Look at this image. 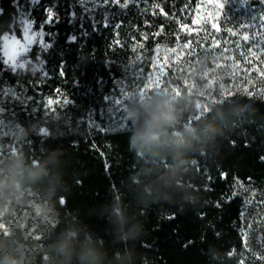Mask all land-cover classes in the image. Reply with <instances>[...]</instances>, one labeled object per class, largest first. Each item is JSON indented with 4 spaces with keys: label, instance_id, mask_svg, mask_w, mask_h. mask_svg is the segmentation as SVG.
I'll return each mask as SVG.
<instances>
[{
    "label": "trees",
    "instance_id": "1",
    "mask_svg": "<svg viewBox=\"0 0 264 264\" xmlns=\"http://www.w3.org/2000/svg\"><path fill=\"white\" fill-rule=\"evenodd\" d=\"M200 1L98 6L90 16L101 20L106 14L109 27L98 25L82 36L80 16L68 22L72 0H53L61 19L45 28L54 42L44 56L46 81L0 64V89H15L32 102L24 109L16 105L10 125L0 129V256H25L27 264H82L57 251L61 237L75 232L77 248L94 250L96 264H233L232 256L243 250V199L208 151L216 142L264 151V129L256 119L264 112V94L219 96L196 117L192 108L183 110L178 124H167L158 140L143 147L132 140L148 114L137 105L129 119L111 110L141 53L188 42L177 20L191 28ZM43 2L47 7L49 0ZM35 8L38 25L43 14ZM0 9V24L14 27L13 0H0ZM117 22L122 27L114 31ZM71 34L79 36L76 43L66 42ZM36 54L33 47L32 61ZM55 92L68 94L75 118L93 115L102 131L70 133L32 111Z\"/></svg>",
    "mask_w": 264,
    "mask_h": 264
},
{
    "label": "rangeland",
    "instance_id": "2",
    "mask_svg": "<svg viewBox=\"0 0 264 264\" xmlns=\"http://www.w3.org/2000/svg\"><path fill=\"white\" fill-rule=\"evenodd\" d=\"M28 0H23L22 5L26 6ZM72 10L78 14L84 13L85 16H90L94 11L86 13V8H93L91 2L86 6H81L78 0H72ZM200 8L195 11L194 20L191 32H187L188 42H191V48L196 50V55L203 57L201 45L204 48H209L215 37L221 41V47L229 48L227 55L234 57V60L240 61L234 69H228L227 66L233 63V60H224L221 58L217 61L221 67H215L211 59L201 65H197L193 70L188 64L189 60H194L195 56L187 55L190 49H183L174 46H161L157 51V46L151 50H146L145 54L141 53L138 60L132 66L128 77L125 78L123 84L118 89V94L112 101V112L120 113L126 116V119L132 117L131 106H139L146 114L156 108L157 105H162L168 125H176L179 123L181 111L192 108L193 117L200 116L206 112L204 107L210 109L218 102L219 96H230L235 92H241L251 95L262 96L264 94V76L259 75L257 69H264V64L260 63L254 57L248 55V49L252 47L256 41L250 40L245 42L241 39L243 32L255 31V28H239L238 25L254 24L259 27V17L264 15V0H249L244 3L243 0H228L223 9L222 16L218 18L217 23L222 28L237 29L238 34L233 36L227 31L216 33L211 28V19L209 14L215 11L210 0H201ZM205 19L208 23L205 24ZM19 35L18 25L13 27ZM223 41H229L228 44H223ZM240 42V48H236L235 42ZM182 46V45H180ZM36 49V56H39V61H32L31 69L17 70L14 74H29L37 80L44 83L48 77L47 69L45 68L46 60L44 58L47 52L41 53V50ZM264 47V45H258ZM175 48L176 51H168L167 49ZM220 48H211L208 55L219 54ZM243 51L248 56L247 62L239 56V52ZM155 57V60L153 59ZM30 60L31 58L28 57ZM264 59V58H262ZM5 66V65H4ZM213 69L208 72L207 77L203 79L201 75L206 69ZM7 70L13 73L7 66ZM142 69V73L139 70ZM129 71V70H127ZM157 72H161L159 77L161 88L169 87L165 90L149 91L144 97L139 95H130L123 105H117L116 100L122 99V90L136 88L142 85L149 74L155 77ZM133 73L140 76L135 78ZM217 77V79H213ZM175 87L176 89H171ZM3 90H13L16 97L12 95H3ZM52 100L51 104L47 102ZM67 99L71 101L68 94L63 92H55L48 95L39 105L34 104L33 112L38 110L42 113L45 119L58 120L59 124L65 126V130L70 133L92 134L102 131L101 123L93 115H83L74 117L71 113L72 102L64 104ZM31 99H27L24 93H20L15 89L3 87L0 89V107H4L6 111L0 116L3 120L1 128H7L10 125L8 121L11 114H15V106H20L22 109L28 103H32ZM261 127L264 129V112L257 114ZM41 133V132H40ZM209 155L217 162L223 177H231L235 182L236 194L243 199L242 212V228L241 238L243 242V250L239 255H233V264H264V260L258 257L264 256V151H255L248 147L237 148L232 144L216 142L213 143L208 151Z\"/></svg>",
    "mask_w": 264,
    "mask_h": 264
},
{
    "label": "snow or ice",
    "instance_id": "3",
    "mask_svg": "<svg viewBox=\"0 0 264 264\" xmlns=\"http://www.w3.org/2000/svg\"><path fill=\"white\" fill-rule=\"evenodd\" d=\"M91 2L93 4V8H86V13H90L94 11L95 6H101V7H107L109 4H112L114 6H118L120 9H128L130 5L139 6L138 0H78V3L81 6H86L87 3ZM213 8L215 9L214 12L209 14L211 19V28L216 32L219 33L220 31H227L231 35L235 36L238 34L237 29L239 28H255V31L252 32H243L241 35V39L245 42H248L250 40L256 41V43L250 47L248 51V55L251 57L256 58L260 61V63L264 64V47H258V45H264V15H261L259 17V27H257L254 24H244V25H238L237 29L232 28H222L221 25L217 23L218 18L222 16V12L224 7L226 6V3L228 0H210ZM244 3H248L249 0H243ZM145 3H147V0H145ZM40 6V11L43 14V19L39 22L37 25V21L35 17L33 16V12L36 11L35 6ZM13 6L15 9H17V17L14 18L16 24L18 25V31L19 35H17V30H15L12 26L6 25V24H0V64H3L7 66L13 73L17 72V70H24V69H31L32 71H36L35 68H32V60H30L29 53H32L33 47L36 46L41 50V53L47 52L48 50H51L54 48V42L50 39L53 36V33L51 31H45L46 26L53 25V23H59L60 22V13L58 11H55L57 5L53 2V0H49V4L47 7H44L43 0H28L27 5L24 6L21 4L20 0H13ZM154 8H159L161 14L167 16L168 13L164 11L163 8H160L159 4H153ZM188 5H185V8H187ZM200 8V5L197 4L196 9H192L193 12L197 11ZM183 11V10H182ZM3 13V9H0V14ZM70 19L69 23H72L73 20L79 15L80 16V35L87 36L89 33V29L91 31H97L98 25L102 27H109V20L107 15L105 14L104 17L101 20H97L94 16L88 17V27H85L84 19L85 14L81 13L78 14L75 11H70L66 13ZM177 23L180 25V29L182 31L191 32L192 29L189 28L187 25L181 23V21L178 19ZM193 24L197 23V20L192 21ZM205 24L208 23V19H205ZM120 27H122V22H117L113 25L114 31L118 30ZM162 30V29H161ZM117 36L119 35L118 32H116ZM160 33H154V35L158 36ZM45 37H48L49 39L46 40ZM144 39H147V36H143ZM79 39V36L77 34H71L66 37V42L76 43ZM177 41H179V35L176 37ZM116 43H119V41H116ZM229 41H223V44H228ZM236 48H240V42L236 41ZM122 46V45H121ZM140 47H143V44L140 45ZM159 45L157 46V51L159 50ZM177 47H181L183 49H190L187 53L189 57L195 56L194 60H189L188 64L191 66V70H193L197 65H201L202 63L206 62L208 59H211L215 67H221L220 64L217 63L218 60L223 58L224 60H233V63L228 65V69H234L237 64L240 63V61L234 60V57L231 55H227L229 52V48L227 47H221V41L216 39L215 37L212 40L211 45L209 48H204L203 45H201L202 51L204 53L203 57L196 55V50L191 48V42H186L182 46L177 44ZM211 48H220V53L212 55L209 57L208 53L211 50ZM168 51H176L175 48L167 49ZM133 51H135V48H133ZM239 56L244 59V62H247L248 56L245 55L243 51L239 52ZM35 59L39 61L40 57L35 56ZM155 60V57L153 58ZM63 62L61 61L58 65V71L60 75H63V68H62ZM213 69H210L207 67L206 71L202 73L201 78L203 79L205 76L207 77L208 72L212 71ZM140 73H142V69L139 70ZM259 75L264 76V69H257ZM134 77L139 79L140 76H138L136 73H133ZM161 76V72H157L155 74V77L151 74H149L145 80V82L142 85H139L136 88L132 89H124L122 90V99L116 100L115 103L117 105H123V103L126 101V99L130 95H139L141 97H144L146 94L149 93V91H157V90H165L169 89V87L161 88V81L159 77ZM213 79H217V77H213ZM171 89H176L175 87H172ZM252 93H249L251 95ZM3 95H12L13 97L19 99V97H16V94L13 90H3ZM48 104L52 103V100L49 99L47 102ZM64 104L71 103V101L65 99L63 101ZM209 109L207 107H204L203 111L207 112ZM6 111L4 107H0V116ZM3 124V120L0 119V125ZM41 134L44 136H48V130L47 129H40ZM65 203V200H61V204L63 205ZM217 207L220 205L217 204ZM170 219H174L175 216H170ZM259 259L264 260V256L258 257Z\"/></svg>",
    "mask_w": 264,
    "mask_h": 264
},
{
    "label": "clouds",
    "instance_id": "4",
    "mask_svg": "<svg viewBox=\"0 0 264 264\" xmlns=\"http://www.w3.org/2000/svg\"><path fill=\"white\" fill-rule=\"evenodd\" d=\"M165 127H167V119L163 106L157 105L149 113L148 118L144 122L143 131L132 140V144L143 147L158 140ZM120 219L122 220V217ZM76 235L75 232H66L57 242V251L65 257L66 261L74 258L76 261L82 262V264H96L94 250L87 246L77 248L75 244ZM0 264H27V258L25 256L18 258L15 255L7 254L0 256Z\"/></svg>",
    "mask_w": 264,
    "mask_h": 264
}]
</instances>
